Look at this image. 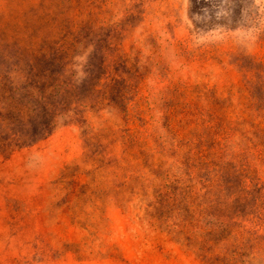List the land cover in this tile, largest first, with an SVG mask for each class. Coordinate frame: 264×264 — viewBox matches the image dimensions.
Returning <instances> with one entry per match:
<instances>
[{"label":"rangeland","instance_id":"rangeland-1","mask_svg":"<svg viewBox=\"0 0 264 264\" xmlns=\"http://www.w3.org/2000/svg\"><path fill=\"white\" fill-rule=\"evenodd\" d=\"M49 74L0 264H264V0H0V100Z\"/></svg>","mask_w":264,"mask_h":264},{"label":"trees","instance_id":"trees-1","mask_svg":"<svg viewBox=\"0 0 264 264\" xmlns=\"http://www.w3.org/2000/svg\"><path fill=\"white\" fill-rule=\"evenodd\" d=\"M54 80L50 74L39 75L24 94L0 100V152L20 149L51 134L59 122L73 121L65 120L67 93L62 90L65 94H60L55 87L48 89ZM0 90L6 91L4 87Z\"/></svg>","mask_w":264,"mask_h":264}]
</instances>
